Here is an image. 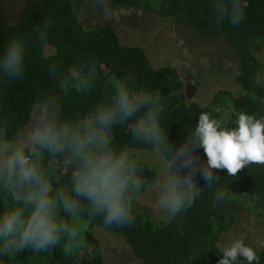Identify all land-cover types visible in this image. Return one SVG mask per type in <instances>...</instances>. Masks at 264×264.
Here are the masks:
<instances>
[{
  "label": "clouds",
  "instance_id": "obj_1",
  "mask_svg": "<svg viewBox=\"0 0 264 264\" xmlns=\"http://www.w3.org/2000/svg\"><path fill=\"white\" fill-rule=\"evenodd\" d=\"M217 26L227 21L233 28L246 19L245 0H212ZM51 20L32 29L34 42L43 50L49 41ZM29 39L14 35L0 49V79L15 81L26 69ZM49 61V70L59 66ZM90 67L76 71L82 74ZM77 75L67 69L58 87L67 92ZM81 84L84 83L80 79ZM159 103L141 96L124 79L111 86L110 96L92 109L87 123L63 116L57 96L37 102L30 125L23 130L0 132V260L26 251L45 252L62 242L71 249L88 228L99 221L105 229L134 224V210L149 189L156 207L167 221L185 214L202 194L197 178L207 188L217 183L216 170L235 177L243 168L264 164V115L237 110L230 104L201 112L186 140L168 143ZM131 121L134 143L152 146L160 157L158 171L149 180L145 164L130 149L112 146L111 131ZM0 128L12 129L7 120ZM202 150V159L199 151ZM68 171L66 182L56 176L57 167ZM230 198L217 189L213 205ZM217 264H259L257 249L243 239L220 248Z\"/></svg>",
  "mask_w": 264,
  "mask_h": 264
},
{
  "label": "trees",
  "instance_id": "obj_2",
  "mask_svg": "<svg viewBox=\"0 0 264 264\" xmlns=\"http://www.w3.org/2000/svg\"><path fill=\"white\" fill-rule=\"evenodd\" d=\"M111 1L173 19L198 37L230 47L237 53L240 63L237 92L221 90L205 105L188 102L176 67L171 64L154 67L143 47L122 43L114 25L106 23L86 29L72 0H31L15 24L6 22L0 11V49L16 34L30 37L24 75L15 81L0 79V120L12 124V129L5 131L26 129L37 102L54 95L59 98L65 118L87 123L92 118V109L110 96L112 84L121 79L127 80L141 96L159 103L168 143L173 147L186 140L201 112H213L217 105L230 104L237 110L264 115V83L259 79L262 62L256 54L264 52V0H245L246 19L235 28L227 21L217 26L212 0ZM47 20L52 21L47 45L55 49L49 56L45 53L47 46L42 50L32 36L34 26ZM45 57L52 58L59 71L51 72ZM86 67L91 70L82 76L76 73ZM70 68L77 75V82L64 92L58 84ZM130 127L131 121L113 127L114 148L154 149L150 145L134 143ZM199 155L206 159L202 150ZM54 163L56 176L66 182L68 171L59 167L58 160ZM143 163L145 175L151 180L158 170L148 162ZM216 176L218 180L212 188H207L205 182L197 178L202 187L201 196L185 214L172 221L154 218L137 203L133 225L107 230L122 236L143 264H217L221 255L218 244L221 236L233 228L239 213L249 209L241 197L253 199L255 209L264 218V164L249 165L235 177H228L226 169L216 170ZM217 189L228 191L230 198L214 206L213 193ZM6 202V197L0 195V208ZM93 226L103 227L99 221L91 225L71 249L62 242L45 252L26 251L2 259L0 264H107L100 243L90 230ZM257 254L259 264H264V249Z\"/></svg>",
  "mask_w": 264,
  "mask_h": 264
},
{
  "label": "rangeland",
  "instance_id": "obj_3",
  "mask_svg": "<svg viewBox=\"0 0 264 264\" xmlns=\"http://www.w3.org/2000/svg\"><path fill=\"white\" fill-rule=\"evenodd\" d=\"M30 2L31 0H0V11L5 21L17 23ZM72 2L84 28L112 24L117 28L124 45L145 49L154 67L170 64L175 66L183 80L182 91L188 102L196 101L205 105L221 90L237 92L239 85L236 77L240 71V63L237 53L227 45L198 37L173 19L161 18L142 9L123 7L111 0ZM45 53L47 56L53 55L55 49L47 45ZM256 54L262 62L259 79L264 83V52ZM35 108L36 106L33 111ZM130 150L158 170L160 157L155 149ZM241 198L249 209L239 213L233 228L221 236L218 244L221 248L236 239H243L258 252L264 249V218L255 209L256 202L253 199L244 196ZM138 204L154 218L166 220L156 207V197L150 189L141 196ZM90 230L98 239L107 264H143L134 256L122 236L100 226H93Z\"/></svg>",
  "mask_w": 264,
  "mask_h": 264
}]
</instances>
